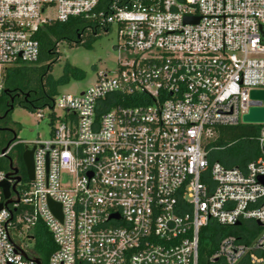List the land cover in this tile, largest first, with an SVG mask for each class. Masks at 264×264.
<instances>
[{"label":"built area","instance_id":"1","mask_svg":"<svg viewBox=\"0 0 264 264\" xmlns=\"http://www.w3.org/2000/svg\"><path fill=\"white\" fill-rule=\"evenodd\" d=\"M100 4L0 0V74L36 62L35 30L54 20L93 18L123 40L117 68L36 110H49L51 133L31 143L33 180L0 210V264H34L19 232L35 240L37 223L56 245L48 264H199L212 224L237 231L216 233L212 264H264V123L244 169L208 159L219 127L240 123L264 90V0Z\"/></svg>","mask_w":264,"mask_h":264},{"label":"trees","instance_id":"2","mask_svg":"<svg viewBox=\"0 0 264 264\" xmlns=\"http://www.w3.org/2000/svg\"><path fill=\"white\" fill-rule=\"evenodd\" d=\"M110 0H101L100 7L108 4ZM93 26L94 34H97V28L107 30V27H102L96 19L84 17H71L67 21L61 22L54 20L39 26L34 33L35 39L39 42V57L33 63H17L7 65L3 68L0 74V132L8 135L6 142L0 145V154L2 150L13 140V132L15 131L9 122V117L16 105H19L29 111H36L40 108L51 107L57 94V86L67 83L71 77L80 78L84 76V72L76 66L67 64L63 68V74L55 79L52 75L49 76L46 84L43 79V87L40 90L35 89L34 81L37 78L45 77L54 67V60L59 58L58 45L65 41L70 44H81L86 28ZM44 63V64H43ZM47 87V88H46ZM10 96H13V108H11ZM9 125L10 129L2 127ZM256 125L238 123L237 125H224L218 129L216 139L209 144L208 159L211 163L219 161L226 167H239L244 169L247 164L256 159L259 154L257 143ZM17 134V132L15 131ZM243 140L245 143H243ZM243 143V144H240ZM18 147V144L13 146L7 155H0V170L6 173L10 171V162L21 172L23 166L24 180L20 184V189L26 188L29 184V179L25 172V167L22 163L19 147L17 148V165L11 155V150ZM22 147V146H20ZM22 150V149H21ZM35 232L36 257L41 264H48V260L52 252L56 249V245L52 239L50 232L43 227L41 223H37L33 228ZM210 230V234H209ZM222 234L236 233L233 228L220 227L218 224H212L204 228L201 232L200 256L199 264H212L210 255L216 248V233ZM209 239L212 240V247H209ZM247 243L248 240H245Z\"/></svg>","mask_w":264,"mask_h":264},{"label":"rangeland","instance_id":"3","mask_svg":"<svg viewBox=\"0 0 264 264\" xmlns=\"http://www.w3.org/2000/svg\"><path fill=\"white\" fill-rule=\"evenodd\" d=\"M46 15L49 18H55L56 12L55 10H47ZM89 25L91 24L89 23L87 25L88 27L83 35L81 44H70L65 41L59 43V58L56 59L55 57L54 67L48 75L37 78L33 82L35 89L40 90L43 87V83L46 84V80L48 81L50 75L55 79L59 78L63 74L64 66L67 64L79 67L84 72V76L80 78L71 77L67 83L58 85L56 95L59 93H79L95 84L99 71L110 72L117 68L118 52L116 46L123 42L117 27L115 25L110 26L107 31L103 28H97V34H94V25ZM40 79H43V83L40 82ZM43 111L45 117L39 119L36 111H29L19 105L14 107L10 114L9 122L11 127L17 132L16 144H19L18 147L32 143L38 139H47L50 137L49 110L43 109ZM240 123L247 124L243 121H240ZM253 125H256V128H258V134L261 125ZM6 137L8 135L0 132V145L6 142ZM243 143H245L244 140ZM18 147L11 150V155L17 165H19L16 155ZM19 233H21L19 236L21 245L28 251H36V240L28 238L25 230H21Z\"/></svg>","mask_w":264,"mask_h":264},{"label":"water","instance_id":"4","mask_svg":"<svg viewBox=\"0 0 264 264\" xmlns=\"http://www.w3.org/2000/svg\"><path fill=\"white\" fill-rule=\"evenodd\" d=\"M199 18L197 17H186L185 21L186 22H197ZM250 97L253 100L252 101V107L250 108L249 112L243 115L242 121L244 123H253V124H260L264 123V90H252L250 92ZM13 101L14 98H11V108H13ZM11 132H13V140L17 138V134L15 131L10 129ZM12 142H10L3 150L2 153H5L10 147H11ZM36 146L31 143H27L24 145V151H23V161L26 166L27 170V175L29 180H33V173H34V159H33V154ZM14 178L15 182L11 185L10 179ZM261 181L264 182V178H260ZM21 181V177L18 175V169L12 165L10 162V171L6 173V179L3 181H0V189L2 190L3 196L5 199H7L6 203L0 202V210L3 208V206L7 203L12 202V199H10L11 195V189L13 191H16V184ZM51 208L53 209L54 213L58 217H62L61 213V205L60 203L54 202V201H49ZM118 216V215H114ZM6 234L8 236V232L6 229V226L4 225ZM9 238V236H8ZM10 240V238H9ZM11 241V240H10ZM12 242V241H11ZM13 243V242H12ZM14 244V243H13ZM17 248H19L22 251V254L25 256V258H28L24 251L14 244ZM13 251L15 253L16 250L13 248ZM30 259V258H28ZM34 260V264H41L40 260L38 258L35 259H30ZM7 264H12L11 262L7 261Z\"/></svg>","mask_w":264,"mask_h":264},{"label":"flooded vegetation","instance_id":"5","mask_svg":"<svg viewBox=\"0 0 264 264\" xmlns=\"http://www.w3.org/2000/svg\"><path fill=\"white\" fill-rule=\"evenodd\" d=\"M11 98H13V96H10V100H11ZM2 128H4V129H10L11 127L9 126V125H6V126H4V127H2ZM16 143H17V141H14L11 145H12V147L13 146H15L16 145ZM19 145V144H18ZM22 149V150H21ZM21 151V152H20ZM23 151H24V145L22 146V147H19V154H21L20 156H21V158H22V163H23V165H24V167H25V172H26V175H27V170H26V166H25V164H24V161H23ZM18 175L21 177V181L20 182H18L16 185L18 186V184L20 185L21 183H22V181L24 180V177H25V175H24V173H23V166H21V172H19L18 173ZM27 177H28V175H27Z\"/></svg>","mask_w":264,"mask_h":264}]
</instances>
